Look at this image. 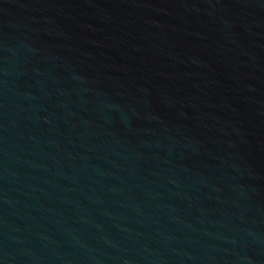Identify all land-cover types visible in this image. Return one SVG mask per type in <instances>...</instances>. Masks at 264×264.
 Wrapping results in <instances>:
<instances>
[{
  "label": "water",
  "instance_id": "1",
  "mask_svg": "<svg viewBox=\"0 0 264 264\" xmlns=\"http://www.w3.org/2000/svg\"><path fill=\"white\" fill-rule=\"evenodd\" d=\"M0 264H264V0H0Z\"/></svg>",
  "mask_w": 264,
  "mask_h": 264
}]
</instances>
